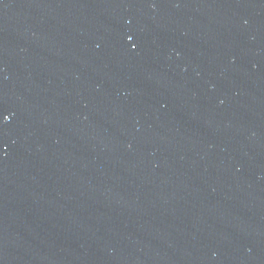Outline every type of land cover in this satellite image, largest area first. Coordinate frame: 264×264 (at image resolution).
Instances as JSON below:
<instances>
[{
    "label": "water",
    "instance_id": "obj_1",
    "mask_svg": "<svg viewBox=\"0 0 264 264\" xmlns=\"http://www.w3.org/2000/svg\"><path fill=\"white\" fill-rule=\"evenodd\" d=\"M0 264H264V0H0Z\"/></svg>",
    "mask_w": 264,
    "mask_h": 264
},
{
    "label": "snow or ice",
    "instance_id": "obj_2",
    "mask_svg": "<svg viewBox=\"0 0 264 264\" xmlns=\"http://www.w3.org/2000/svg\"><path fill=\"white\" fill-rule=\"evenodd\" d=\"M129 39H131V37H129ZM5 119H7V117H5Z\"/></svg>",
    "mask_w": 264,
    "mask_h": 264
}]
</instances>
